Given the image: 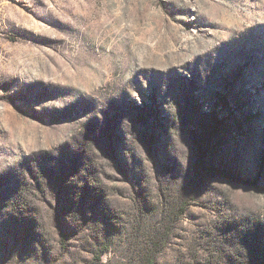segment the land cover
Segmentation results:
<instances>
[{"label":"rangeland","instance_id":"1","mask_svg":"<svg viewBox=\"0 0 264 264\" xmlns=\"http://www.w3.org/2000/svg\"><path fill=\"white\" fill-rule=\"evenodd\" d=\"M0 264H264V0H0Z\"/></svg>","mask_w":264,"mask_h":264}]
</instances>
